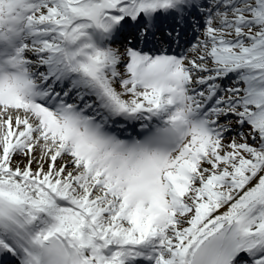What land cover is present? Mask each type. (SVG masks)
Here are the masks:
<instances>
[{
	"label": "snow or ice",
	"instance_id": "obj_1",
	"mask_svg": "<svg viewBox=\"0 0 264 264\" xmlns=\"http://www.w3.org/2000/svg\"><path fill=\"white\" fill-rule=\"evenodd\" d=\"M0 264H264V0H0Z\"/></svg>",
	"mask_w": 264,
	"mask_h": 264
}]
</instances>
